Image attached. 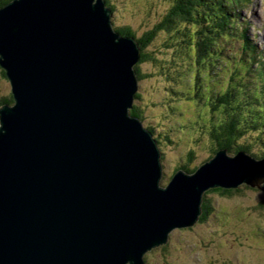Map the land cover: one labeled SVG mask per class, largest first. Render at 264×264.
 <instances>
[{"label": "water", "instance_id": "water-1", "mask_svg": "<svg viewBox=\"0 0 264 264\" xmlns=\"http://www.w3.org/2000/svg\"><path fill=\"white\" fill-rule=\"evenodd\" d=\"M106 0H12L0 8V264H147L205 194L260 186L264 159L220 150L167 186L162 152L132 114L142 49Z\"/></svg>", "mask_w": 264, "mask_h": 264}, {"label": "rangeland", "instance_id": "rangeland-1", "mask_svg": "<svg viewBox=\"0 0 264 264\" xmlns=\"http://www.w3.org/2000/svg\"><path fill=\"white\" fill-rule=\"evenodd\" d=\"M109 1L113 4L114 26L129 25L138 35L157 23L169 7L167 0ZM236 11L251 25V40L264 50V0H251ZM165 40L166 35L162 34L155 42V46L160 49L158 62L148 61L141 65L142 71L152 76L140 80L141 97L135 101L145 112V126L152 125L161 129L164 125L172 129L173 142L169 144L161 141L159 144L163 163L162 186L169 184L180 165L195 168L216 156L208 131L211 123L207 119L210 116L205 120V115H202L205 113L202 107L206 106L196 104L184 87V80L187 81L189 77L185 76L183 80L168 71V67H173L171 61L175 57L172 50L165 47ZM232 43L237 44L234 40ZM232 51L230 47L226 54ZM228 69L222 66V69L215 70L212 78L220 76L224 79ZM171 87L182 88L187 99L173 100ZM11 94L10 81L0 67V103ZM240 188V192L232 195H222L210 189L207 198L212 202L213 213L205 221H199L193 226L174 229L167 244L146 254V263L264 264V210L260 208L264 202V182L254 187L243 184Z\"/></svg>", "mask_w": 264, "mask_h": 264}, {"label": "trees", "instance_id": "trees-1", "mask_svg": "<svg viewBox=\"0 0 264 264\" xmlns=\"http://www.w3.org/2000/svg\"><path fill=\"white\" fill-rule=\"evenodd\" d=\"M10 1L0 0V8ZM106 1L113 10V4ZM167 1L169 7L163 17L141 35L129 25L115 27L122 35L135 37L141 46V61L136 66L139 79L152 76L143 72L141 65L148 61L158 62L160 49L155 42L160 35H166L165 47L172 50L175 57L170 60L173 67H168V71L183 80L185 76L189 77L184 80V87L196 104L206 106L202 107L205 109L202 115H205V120L210 116L207 121L211 123L208 131L213 140V154L226 149L231 155L243 151L256 159H264V50L251 40V25L236 11L251 0ZM233 40L237 44L232 43ZM151 47L153 51H150ZM230 47L233 51L227 55ZM222 66L229 67L225 78L213 79L215 70L222 69ZM170 89L173 100L187 99L182 88ZM140 97L138 93L137 99ZM4 103H14L13 93L2 99L0 105ZM132 114L145 121V112L139 105L135 104ZM146 127L159 144L161 141L173 142L171 127ZM200 166L191 168L183 164L176 168L175 173L181 169L193 173ZM212 190L232 195L240 192L241 188L218 187ZM209 191L204 196L200 221H205L214 211L207 198ZM260 208L264 210V202Z\"/></svg>", "mask_w": 264, "mask_h": 264}]
</instances>
